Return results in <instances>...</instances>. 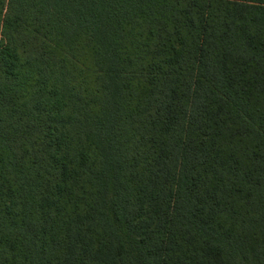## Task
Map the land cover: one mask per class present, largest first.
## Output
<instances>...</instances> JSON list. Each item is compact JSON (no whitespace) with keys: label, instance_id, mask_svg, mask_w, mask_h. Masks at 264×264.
I'll return each mask as SVG.
<instances>
[{"label":"trees","instance_id":"obj_1","mask_svg":"<svg viewBox=\"0 0 264 264\" xmlns=\"http://www.w3.org/2000/svg\"><path fill=\"white\" fill-rule=\"evenodd\" d=\"M0 264H264V0H0Z\"/></svg>","mask_w":264,"mask_h":264}]
</instances>
